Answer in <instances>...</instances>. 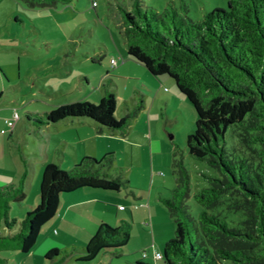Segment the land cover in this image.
Segmentation results:
<instances>
[{
  "label": "trees",
  "instance_id": "16d2710c",
  "mask_svg": "<svg viewBox=\"0 0 264 264\" xmlns=\"http://www.w3.org/2000/svg\"><path fill=\"white\" fill-rule=\"evenodd\" d=\"M23 1L46 7L67 0ZM185 5L183 12L171 2L162 11L141 0H133L131 8L120 7L128 55L153 75L172 78L194 105L197 118L187 137L188 151L211 169L193 182L183 158L174 159L177 184L161 201L176 229L164 245L163 264H264V0H228L227 6L208 10L199 19L189 16ZM132 115L119 117L109 92L98 103L61 104L42 118L47 124L88 118L124 130ZM112 155L107 152L100 160L84 156L70 169L44 163L39 202L19 219L10 208L26 195L28 166L22 156L25 170L19 182L0 187V222L7 231L0 230V262L8 257L3 249L31 251L63 193L86 186L132 188L127 178L101 172L112 164ZM130 231L128 220L117 226L101 222L86 245L72 250H81L84 260L101 253L117 255ZM58 254L53 248L46 257Z\"/></svg>",
  "mask_w": 264,
  "mask_h": 264
},
{
  "label": "rangeland",
  "instance_id": "374dc122",
  "mask_svg": "<svg viewBox=\"0 0 264 264\" xmlns=\"http://www.w3.org/2000/svg\"><path fill=\"white\" fill-rule=\"evenodd\" d=\"M141 1L159 11L171 2L183 12L182 6L186 4L187 14L193 19L202 18L206 11L215 7H225L228 2ZM132 2L67 0L54 6L31 7L23 0H0V88L3 92L0 98L3 108L10 110L9 117L15 110L19 114L13 130L5 132L3 141L0 139V153L9 161L8 155L12 154L24 170L22 156L26 157V168L31 176L35 175L27 181L32 184L28 185L32 194L26 203L39 193L37 184L47 160L70 169L84 156L100 160L105 153L113 152L112 164L101 167V172L128 179L127 184L132 188L123 186L119 191L113 190L123 195L121 204L126 207L129 204L124 198L133 199L130 189L140 192L146 185L148 189V179L142 177L144 170H149L151 175L154 169L157 177L167 179L161 186L164 197L171 196L177 184L175 158H183L193 182L202 172L211 171L205 161L188 151L187 137L195 129L197 118L194 105L178 90L172 78L167 75L166 78L157 77L143 63L128 57L120 7L131 8ZM111 58H116L117 64L112 65ZM109 92L115 96L119 117L133 114L124 130L132 128L134 140H144L142 146L132 147L110 135L120 134V129L102 126V132L97 128L96 132L101 135L97 137L92 136L95 131L89 124L75 129L80 125L78 120L75 123L69 120L43 122L42 116L61 104L74 101L98 103ZM138 104L140 110L136 109ZM94 125L98 124L94 122ZM142 128L150 131L152 140L143 138ZM7 168L14 172L11 162ZM15 207L11 216L23 219L27 209L22 213L18 203ZM128 221L133 225L134 221ZM56 240L62 249L66 243H60L62 238ZM139 240L138 234L134 233L120 256L106 254L104 257H114L113 264L125 263V257H143L142 250L134 251ZM147 250L154 251L151 246ZM21 257H45V254L23 253ZM58 257L68 255L60 253ZM163 261L161 259L160 263ZM105 262L111 264L109 259Z\"/></svg>",
  "mask_w": 264,
  "mask_h": 264
},
{
  "label": "crops",
  "instance_id": "0c3cea01",
  "mask_svg": "<svg viewBox=\"0 0 264 264\" xmlns=\"http://www.w3.org/2000/svg\"><path fill=\"white\" fill-rule=\"evenodd\" d=\"M128 57L130 58L129 55ZM164 76L166 75L157 77L166 78ZM2 93L3 92L0 88V96ZM10 114L11 113L8 108H3L0 98V139L2 141L4 140L3 136H5V132L13 130V127L11 128L5 122V119L8 118ZM66 120H69L73 123L78 120L80 125H74L75 129H79L82 124H89L95 131L92 136H101L96 132L97 128H99L101 132L103 131L101 128L102 126L92 119L73 118ZM94 122L98 125H94ZM144 129L145 128L141 129V132H143V138L152 140L150 131L147 130V132ZM110 135L117 137L119 140L129 144L132 147L142 146L144 143V140H134L132 128H129V130H122L120 134L112 133ZM148 135L149 137H147ZM150 143H152V141ZM107 147H110V145L107 144ZM8 156L10 161L8 158L6 159L5 154L0 153V187L13 182H19L20 176L24 171V169L21 168V166L15 160V157H12V154ZM153 156L154 151L152 150V159ZM48 161L49 160L46 162ZM8 162H11L13 165L14 172L11 171L10 168H7ZM33 170L34 168H32L31 171ZM151 171V175L149 174V170L143 171L144 176L141 174L142 177H146V179H148V189L146 188V185L145 188H142L140 192L133 191V199L129 197L124 198V200L129 204L127 207L121 204L123 195L120 193L116 194L113 190L86 186L71 192L63 193L60 197V202L55 215L42 226L37 242L31 251L22 252L16 249H3L2 252L8 257L7 260L1 261L0 264H106L105 259H109L110 263L113 264L114 262L112 260L114 257L104 256H106V254H114L101 253L99 254L100 257L97 255V257L92 260H84L81 257L83 254L82 251H78V248L72 250V248L73 246L86 245L92 235L97 231L101 222H108L116 226L121 224L123 220L134 221L133 225H131L128 243L130 242V239L134 233L138 234V238L140 240L135 246L134 251H146V256L125 257V263L119 261L118 264H135L136 262H141V264H161L160 260L163 258H155L154 255L155 252H163L165 243L175 235H173V233H175V222L173 216H171L169 210L161 201V197L164 195L162 194L161 186L167 181V179L157 177L154 169ZM30 173V170L28 171L27 169V177L25 181L26 195L22 201L18 203L22 213H24L23 211H26V209L29 210V208L32 206L37 205L39 202L40 196L39 193H37L36 195H33L30 200L28 199L30 201L29 203H26V199L32 194V188H28V185H30L31 182L28 183L27 181L30 178H34L35 176L34 174L31 176ZM128 176L132 181L131 175L129 174ZM37 185L39 191L40 179ZM116 203L119 204V206H116ZM15 206L16 202H12L10 214L15 211ZM120 206H123V208ZM0 230L6 232V228L1 222ZM53 236H55L56 239L62 238L60 241L61 244L66 243L65 245L62 244L64 245L62 249H60L58 241ZM67 243L71 244L67 245ZM150 246L154 250L153 253H150L147 250ZM53 248H58L59 254L63 253L68 255V257H58L59 254L56 257H46V253ZM65 249H69L70 251L68 250L67 252H62ZM122 252L123 251L117 254V256H120ZM23 253H32L33 256L38 254L40 256L43 253L45 254V257H21ZM119 258L120 257H116L115 259Z\"/></svg>",
  "mask_w": 264,
  "mask_h": 264
},
{
  "label": "built area",
  "instance_id": "2783aa9c",
  "mask_svg": "<svg viewBox=\"0 0 264 264\" xmlns=\"http://www.w3.org/2000/svg\"><path fill=\"white\" fill-rule=\"evenodd\" d=\"M111 63H112V65L117 64V59L111 58ZM18 119H19V114L15 110L11 117H8L5 119V122L8 126H10L12 128V127H14V125ZM120 207L123 208V206H120ZM144 255L146 256V252H144ZM155 258H162V252H155Z\"/></svg>",
  "mask_w": 264,
  "mask_h": 264
}]
</instances>
